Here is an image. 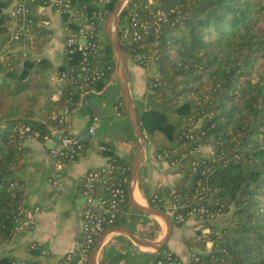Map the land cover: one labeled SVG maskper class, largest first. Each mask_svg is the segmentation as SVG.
Returning <instances> with one entry per match:
<instances>
[{"label": "trees", "instance_id": "obj_1", "mask_svg": "<svg viewBox=\"0 0 264 264\" xmlns=\"http://www.w3.org/2000/svg\"><path fill=\"white\" fill-rule=\"evenodd\" d=\"M12 1L0 0V244L12 238L21 215L18 211L27 205L23 181L18 174L27 146L17 126L26 123L41 135L51 133L55 125H63L67 131L66 118L59 121L60 111L64 107L74 108L79 101H82L79 110L90 114L91 118L94 114L89 100L97 94L91 89L104 93L115 71V55L106 34L105 40H99L97 48L86 55L89 68L97 67L102 74L88 78L85 85H81V78L77 76L84 64V55L75 45H64L63 61L56 73L63 78L59 84H53L55 88L50 91L52 80L45 72L53 65L40 52L49 34V30L38 23L44 14L38 6L32 7L27 14L31 17L32 38L14 39L13 18L7 11ZM77 2L102 12L106 10L105 19L115 0L104 5L97 0ZM137 2L136 11L146 13L145 0H128L119 13V42L130 59L143 49L138 48L139 43L122 41L121 33L130 22L129 10ZM154 2L155 7L167 12L168 19L160 23L157 33L145 39L148 43L156 41L157 75L148 78L149 88L135 102L142 133L147 132L148 140L154 132L162 131L171 142L165 143L162 149L179 147L186 141L185 151L199 144L211 145V154L190 156L196 164L192 165L187 159L186 167H182V183L174 186L179 211L184 214L196 204L199 194H195L203 191V185L207 210L200 218L233 208L229 225L208 232L203 239L211 240L212 245L202 246L200 252L192 251L190 261L194 263L198 256L196 264H264V0ZM61 18L66 21V14ZM99 27L104 31V20L99 22ZM24 44L31 51L20 46ZM84 89L89 91L81 95ZM113 102L119 104L121 115L127 120L119 91ZM169 112L177 114L175 119ZM197 120L200 124L194 130L196 138L189 140L185 136L188 122ZM129 127L131 131L123 133V140L135 138L130 123ZM84 141L86 146L90 145L89 139ZM100 141L109 147L105 154L111 156V162L129 167L116 175L130 176V156L118 154L112 139ZM128 182L123 183L127 213L113 225L135 226L139 216L144 215L129 204ZM138 185L148 204L165 210L163 194L167 195L170 187L151 192L143 181L139 180ZM210 227L213 226L210 224ZM142 231L143 237H155L154 231ZM201 237H205V233ZM108 244L99 252V264H106L102 263L105 252L112 255L114 262L121 263V253L114 252ZM163 250L165 246L157 252H146L155 253L151 264H156L163 256ZM172 255L177 257L174 251ZM0 264H17V261L4 253L0 255ZM87 264H91L90 257Z\"/></svg>", "mask_w": 264, "mask_h": 264}, {"label": "built area", "instance_id": "obj_2", "mask_svg": "<svg viewBox=\"0 0 264 264\" xmlns=\"http://www.w3.org/2000/svg\"><path fill=\"white\" fill-rule=\"evenodd\" d=\"M109 1L110 0H97V3L104 5ZM127 1L128 0L125 1L123 6ZM153 3H155L154 0H145L143 9L146 13L141 14L138 13L134 7L137 6L138 2L133 3V7L129 10L130 22L123 28V32L121 33L122 41L127 43H139L138 48H142L143 51H136L133 59L143 64L148 60H151L153 64L156 57V41L149 42V48H143V44L146 43L145 39H147L149 35L157 33L160 23L168 19L167 12L155 7ZM36 6H38L44 14V17L38 19L39 25L48 27L51 24V17L48 14L46 15L47 12L45 10V8H48L60 18L63 46L75 45L84 55V64L80 66L77 72V76L80 77L82 81L81 85H85L88 78L94 79L99 77L102 74V70L97 67L90 69L87 65L86 55L91 54V51L97 48L99 40H103L101 35L102 28L99 27V22L101 23L105 20L103 15L106 10L102 12L98 8L89 7L86 3L79 4L77 0H14L13 13H10L11 17L13 15V19L16 20V25L12 32V37L14 39H19L21 37L28 39L32 38L30 32L31 17H28L27 14L32 10V7ZM63 13L67 16L66 21L61 18ZM140 53L145 54L141 55ZM115 76L114 71L107 84L112 83ZM62 78L63 75L58 76V74H56V79L59 83ZM88 91V89L82 90L81 95ZM91 91L94 93L100 92L94 89H91ZM91 100L92 98L89 101ZM81 103L82 101H79L72 109H68L67 107L61 109L59 121L63 122L64 118H66L69 124L72 111L79 109ZM114 111L116 115L122 114L119 104H114ZM53 117H57L56 113H53ZM103 121L104 120L100 116L93 115L90 118V122L84 128L76 132L71 131L68 126L67 131H65V126L55 125L52 127L51 133H44L42 135L26 123H21L17 126V131L20 135H24L23 138L32 137L39 139L46 147L51 166V173L48 180L54 187L61 186L64 167L70 161L78 159L90 150H94L105 156V162L102 165L88 169L80 179L79 194L84 199V207L80 214L78 240L76 246L64 253L57 264H87L88 257H90V253L98 237L106 229L116 226L113 224H115L117 218L127 213L126 192L123 183L128 182L129 176L128 174H123L121 177H118L116 172H125L129 167L124 164L120 165L111 162V156L105 154V152L109 150V147L105 143H102L96 136L97 129L103 124ZM199 124L200 120L188 123L185 136L189 140L196 138L194 130L199 127ZM201 132L202 131H200V133ZM87 139H89L90 142L89 146L85 145L84 140ZM187 145L186 141L179 147L162 149L161 152L157 153V157L167 158L171 164H176L181 158L186 156L190 157L188 155L198 148L196 147L193 150L185 151ZM179 151H181V153L177 155ZM192 159L193 157H190L189 162L195 165L196 161ZM201 188L204 192L206 191L204 185ZM203 191L196 192L195 195L199 194V199H197V202H194L196 203L195 205L190 206L183 214L178 210L179 204L177 203L178 199H176L175 188L174 186L170 187L168 194H163L165 209L169 208L171 210V215L169 216L173 217L174 221L181 223L189 217H199L203 212H206L207 208L204 205L205 199L202 196ZM38 210V206H30L29 204L21 206L18 211V214L21 215L14 226V230L16 232H21L32 227ZM215 215L216 214H212L210 217ZM206 246L207 245H205V247ZM201 249L202 248L196 249L195 251L200 252L202 251ZM151 252H157V250ZM172 252L173 250L171 249L163 250V256L157 260L156 264H196L199 259L197 256L195 258L196 261L191 263V253L189 259L185 261L177 253V257L172 255Z\"/></svg>", "mask_w": 264, "mask_h": 264}, {"label": "crops", "instance_id": "obj_3", "mask_svg": "<svg viewBox=\"0 0 264 264\" xmlns=\"http://www.w3.org/2000/svg\"><path fill=\"white\" fill-rule=\"evenodd\" d=\"M45 10L47 12L46 15L48 14L51 17V24L46 27L49 30V37L47 39L48 41L45 40L46 42L40 52L46 55L52 62L53 67L49 71L52 70L57 73V67L63 61L60 18L48 8H45ZM129 70H131V67ZM134 79L135 81L133 84L128 82L131 101L133 97L132 91L130 90L131 86L140 87L137 90L141 89L142 94L146 84L144 78L139 80L138 76H134ZM116 82L119 86L117 76ZM119 88L120 87L117 89L120 92ZM116 93L117 91L112 94L113 109V101ZM104 95L105 92H99L89 102L92 113L100 116L104 120L103 124H106L109 117L107 116L108 110L105 109ZM89 118L90 114L83 113L79 109H76L71 113L68 128L76 132L88 124ZM102 125H100L99 128H101ZM103 131L107 133H104V135L100 133V136L103 135L101 137L112 139L115 151L118 154L122 156H130L132 154L129 153V146L126 147V149H120L117 145V141L112 137L114 134L108 131V128ZM103 131L101 130V132ZM24 144L27 146V150L21 159V163L18 167V174L23 181L26 203L32 206H38L39 210L32 227L22 232L14 233L12 238L3 244L8 246L5 250L8 254H12L11 256L16 259L17 264H57L64 253L76 246L78 240L80 214L84 207V202L79 200V198L82 197L79 194L80 179L88 169L102 165L105 162V156L94 150H90L78 159L70 161L64 167L61 186L54 187L48 180L51 173V166L44 144L39 139L32 137L26 138ZM193 154L197 155L198 153ZM203 155L208 154L205 153ZM156 156L157 154L154 155L151 147L144 146L134 190V196L140 202H143V200L147 202V199L138 185L139 180L146 182L149 190L154 192L158 188L176 187L182 183L184 178V172L182 170L183 165L169 166L168 164L171 163H169L167 158H158ZM153 158H155V160H153ZM184 158L187 164L188 157L186 156ZM164 211L168 215H171V210L169 208H166ZM191 218L192 217L185 220V223L179 225L173 224L172 232L168 239L169 242L173 240L172 247L170 246L171 250L185 261L188 260V257L186 258L188 251L184 243V239L186 238L185 234L189 232L188 227H191L194 222H196ZM206 224L203 230L209 229L212 223L209 221V223L207 222ZM174 229H176V233L173 235ZM179 231H181V233H178ZM116 236L118 235L110 237L106 244L113 241ZM131 242L136 245L132 239ZM174 245L177 246L176 249ZM136 246L141 251L147 252L141 249L140 246ZM125 248L126 247H124V249Z\"/></svg>", "mask_w": 264, "mask_h": 264}, {"label": "rangeland", "instance_id": "obj_4", "mask_svg": "<svg viewBox=\"0 0 264 264\" xmlns=\"http://www.w3.org/2000/svg\"><path fill=\"white\" fill-rule=\"evenodd\" d=\"M13 9H14V0L7 7V11H9V13L12 14ZM12 18H13V15H12ZM110 24H111V29L113 30L114 29L113 19L111 20ZM15 25H16V20L13 19L11 32H13ZM101 35H102L103 39L105 40V33H104L103 29L101 31ZM48 37H49V35H48ZM48 37H47V39H48ZM61 40H62L61 42H62V51H63L64 48H63L62 31H61ZM45 42L46 41L42 42V47L44 46ZM143 45H144L143 48H149L150 47L148 42L144 43ZM20 46L23 47L24 50L31 51V49L29 48V46L27 44L20 45ZM140 54L143 55L145 53H140ZM127 63H128V82H130V84H133V82L135 81L134 76H138L139 80L144 78L145 83H146L142 94H141V89L137 90L140 87L131 86V88H130V90L132 91V95H133L132 102H133V105L135 107V102L139 101L143 97L144 92L147 91V89L149 88L148 87V85H149L148 78L155 75V74L157 75V72L155 69V64L154 63L152 64L151 60L146 61V63H144V66H143V65L139 64L140 62H138L134 59H130L127 56ZM130 67H131V70H129ZM45 73H47L50 80H52V85H51L49 90L53 91L55 88V86H54L55 83L59 84V81L56 79V72L51 70V71H46ZM118 74H120V70H118ZM118 87L119 86L117 85L116 80H113V82L108 85V87L105 91V95H104L103 99L105 102V109L108 110L107 116L109 117V119H108V122L106 121V124H103L101 126V128L97 129L96 136L99 138V140L105 139V137H101V136H103L104 133H107V132H104L103 130L104 129L106 130V128H108V131H110L114 134V136L112 135V137L115 138V140L117 141V145L120 147L121 150L126 149V147L129 146L128 147L130 150L129 153L130 154L132 153L131 155L130 154L129 155L132 158L134 150H135V146H134L135 138L132 140H129V141L122 139L123 133H125L127 130L131 131L129 129L130 128L129 127L130 122L128 123L126 118L123 117L122 115H116L115 111L113 109V105H112L113 104L112 103V94L115 93V91H118V89H117ZM114 114H115V116H114ZM169 114H170V117L174 118V119L177 116V114L175 112H169ZM188 121H191V118ZM188 121H186V122H188ZM101 130L103 132H101ZM100 133H102L103 135L100 136ZM130 134L132 135L131 132H130ZM134 136H135V133H134ZM147 136H148L147 132H144L143 133V138L145 139L144 146L151 147L154 155L157 154L158 152L162 151L161 149H162V147H164L165 143L166 144L171 143L168 141L167 137L165 136V134L162 131L154 132L152 134V136L149 137L148 140H146ZM26 138H28V137L23 138V141ZM193 153L211 154L212 153L211 145L210 144H200L198 146L197 150L192 152L190 154V156L195 155ZM188 159H189V157H188ZM153 160H155V158H153ZM184 160H186V159L181 158V160L178 163L168 164V165L169 166L170 165H173V166L174 165L175 166L176 165H178V166L179 165H183V166L185 165L184 167H186L187 164H186V161H184ZM144 183H146V182H144ZM137 192H138V190H137ZM79 200L84 202V199L82 197H80ZM142 203L145 205L148 204V202H146L145 200H143ZM30 206H32V205H30ZM131 208H133V207L131 206ZM131 208L129 207L130 210H131ZM232 209L233 208L230 207V210L225 211V212H219L215 216H213L209 219L208 218H199L196 216L191 218L193 221H196V222H194V224L191 227H188L189 232H187V234H185L186 238L184 239V243H185V246H186L187 251H188L186 258L188 257V259H189V255L193 250L200 249L202 246H205V245H207L206 247H209L212 244L211 240H208V239L204 240L203 238L207 237L208 232L209 233L216 232V231H219V229L221 227L229 225L228 220L232 214ZM170 219L174 225H177L176 224L177 222L174 221L173 217L170 216ZM209 221L212 223L211 225L213 227H210L207 230H203L204 227L207 225L206 223L207 222L209 223ZM156 223H158V224H156ZM182 223H185V221L181 222L180 224H182ZM174 227H176V226H174ZM130 228L132 229L133 232H135L137 234L144 233V231H142L144 229H145V231H154L156 233V234L154 233L155 237L151 238V239H160L161 237H163V235L165 233L164 221L159 216H154V215H147V214L140 215L136 225L134 226L133 224H131ZM25 230H27V229H25ZM15 233H16V231H15ZM175 233H176V229L173 230V235ZM178 233H181V231H179ZM204 233H205V237H201L202 234H204ZM181 237H182V235H181ZM172 241L173 240H171L170 242L168 241L164 245L165 249H171V247H172L171 245L173 244ZM108 245L112 247L114 252L121 253V255H122L121 259L122 260H121V263L119 262V264H151V262L155 258V253L149 254V253L141 251L136 245H134L131 242V239L125 235L116 236L114 238V240L111 241ZM175 245H178V244H175ZM175 245H174V248L176 249L177 246H175ZM6 247H8L6 244L0 245V255L7 253L5 250V249H7ZM124 247H126V248L124 249ZM140 248L146 250L147 252L155 250L153 248H148V247L142 248L141 246H140ZM156 255H158V254H156ZM103 256H104V259H103L102 263L105 262L106 264H118L117 262L113 261L115 259L112 257V255L110 253L105 252V254ZM21 260H19V261H21Z\"/></svg>", "mask_w": 264, "mask_h": 264}, {"label": "water", "instance_id": "obj_5", "mask_svg": "<svg viewBox=\"0 0 264 264\" xmlns=\"http://www.w3.org/2000/svg\"><path fill=\"white\" fill-rule=\"evenodd\" d=\"M126 0H115L112 10L107 14L104 20V31L112 46L115 55V75L120 87V94L123 100L124 108L127 114V118L135 133L134 146L135 150L131 158L130 176L128 182V196L129 204L138 211L147 214L159 216L162 218L165 224V233L160 239H150L143 237L132 231V229L126 225H116L106 229L96 240L93 249L90 253L91 264H98V256L102 247L106 244L107 240L115 235L124 234L132 239V241L141 247H148L158 250L162 248L168 241L172 232L173 223L170 216L163 210L157 209L150 204H143L138 201L134 196L135 185L140 169L141 156L144 149L143 133L138 122L136 109L130 99L128 90V63L127 55L119 42V13ZM113 19L114 29H111V20ZM120 70V74H118Z\"/></svg>", "mask_w": 264, "mask_h": 264}]
</instances>
